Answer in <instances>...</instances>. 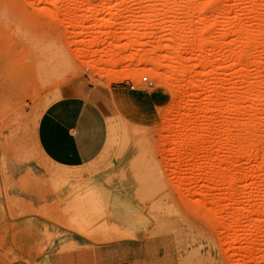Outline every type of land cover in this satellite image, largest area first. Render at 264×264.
Listing matches in <instances>:
<instances>
[{"label": "rangeland", "instance_id": "obj_1", "mask_svg": "<svg viewBox=\"0 0 264 264\" xmlns=\"http://www.w3.org/2000/svg\"><path fill=\"white\" fill-rule=\"evenodd\" d=\"M70 95L108 121L81 168L36 138ZM127 239L138 264H264V0H0V264Z\"/></svg>", "mask_w": 264, "mask_h": 264}, {"label": "crops", "instance_id": "obj_2", "mask_svg": "<svg viewBox=\"0 0 264 264\" xmlns=\"http://www.w3.org/2000/svg\"><path fill=\"white\" fill-rule=\"evenodd\" d=\"M37 143L48 161L60 168H81L94 162L108 140V121L101 106L79 95L55 100L42 113ZM137 243L123 240L97 249L57 255L52 264H138Z\"/></svg>", "mask_w": 264, "mask_h": 264}, {"label": "bare ground", "instance_id": "obj_3", "mask_svg": "<svg viewBox=\"0 0 264 264\" xmlns=\"http://www.w3.org/2000/svg\"><path fill=\"white\" fill-rule=\"evenodd\" d=\"M60 49V48H59ZM58 49V50H59ZM58 50H54V51H58ZM52 51H53V49H52ZM51 52V51H50ZM62 53V51L60 52V54ZM52 54H53V52H52ZM55 54V53H54ZM50 55V54H49ZM58 55V54H57ZM47 56H48V54H47ZM61 56V55H60ZM55 57V56H54ZM57 57H59V55L57 56ZM56 58V57H55ZM63 58L64 59H60V57H59V59H56V60H54L55 61V65L56 66H53V65H51V63H53L52 61H50V68H43V74H42V77H43V79L45 80V81H47V82H49V81H53V80H55V81H57V78L59 77V79L62 77V75H63V71L64 70H62V67H65V66H69L70 64H69V61L67 60V58L66 57H64V55H63ZM44 60H46V59H44ZM42 61V60H41ZM47 62V61H46ZM43 63H44V61H43ZM45 64V63H44ZM43 64V65H44ZM46 65H48L47 63L45 64V66ZM44 67V66H43ZM48 67V66H47ZM55 67H58V69H56ZM171 68H172V70L174 71H176V68H178V67H176V66H171ZM65 69V68H64ZM66 70V69H65ZM112 72H114V70L112 71V70H110V72H108V73H112ZM114 74H115V72H114ZM183 74V73H182ZM61 76V77H60ZM112 76H113V74H112ZM115 76V75H114ZM57 77V78H56ZM165 78H166V82H169V84L168 85H170V86H172V82H175V80H179V78L176 76L175 77V75H173V74H167V75H165ZM54 81V82H55Z\"/></svg>", "mask_w": 264, "mask_h": 264}, {"label": "built area", "instance_id": "obj_4", "mask_svg": "<svg viewBox=\"0 0 264 264\" xmlns=\"http://www.w3.org/2000/svg\"><path fill=\"white\" fill-rule=\"evenodd\" d=\"M143 81H146L147 83H151V81L148 80L147 76L143 77ZM131 88L134 89L135 88V84H131Z\"/></svg>", "mask_w": 264, "mask_h": 264}]
</instances>
